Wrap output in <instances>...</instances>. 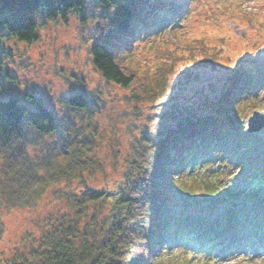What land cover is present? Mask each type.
Here are the masks:
<instances>
[{"label": "trees", "instance_id": "obj_1", "mask_svg": "<svg viewBox=\"0 0 264 264\" xmlns=\"http://www.w3.org/2000/svg\"><path fill=\"white\" fill-rule=\"evenodd\" d=\"M196 1L96 0L93 12L84 14L87 0H0V71L8 36L36 42L40 24L59 19L68 22L69 16L78 12L83 32L89 31V39L94 40L88 53L96 70L107 82L131 90L135 99L155 102V88L140 82L153 81L155 74L147 73L148 77L142 72L141 76L136 71L128 62L132 61L130 47L142 34L172 32L175 26L171 23L190 11ZM89 22L92 27L87 29ZM86 38L82 37L85 44ZM188 49L187 67L191 74L197 73L195 77L219 69L222 47L205 41ZM236 61L224 78L218 79L224 80V86L212 98L206 96L197 107L165 111L173 112L171 120L158 127L156 134L129 141L118 190L89 193V200L100 203L98 212L108 209L107 217L88 220L81 233L76 223L86 214L89 200L85 193L81 207H75L78 215L74 219L66 214L39 249L29 255L18 253L3 264H219L228 254L224 247L234 239L237 246L249 241L254 231L264 226V131H247L243 108L248 102H264V62H257L252 55ZM24 97V102L15 96L0 101V155L7 153L8 164L7 178L1 183L12 190H2L10 205L21 203L24 197L32 203L30 192L35 185L60 182L70 177L68 167L81 172L94 163L90 156L95 153L93 141L69 138L66 132L67 136H59V151L67 156L68 166H50L41 176L22 141L27 140L28 130L38 136L58 133V120L40 97L32 93ZM65 103L67 115L72 117L100 107L82 88L65 97ZM69 122L76 125L74 119ZM162 156L170 160L175 175L166 191L153 182L155 161ZM117 158L114 155V161ZM151 204L157 211L149 214ZM68 220L74 224L65 225ZM146 221L156 227L164 248L158 255L148 242ZM2 233L0 224V238Z\"/></svg>", "mask_w": 264, "mask_h": 264}, {"label": "rangeland", "instance_id": "obj_2", "mask_svg": "<svg viewBox=\"0 0 264 264\" xmlns=\"http://www.w3.org/2000/svg\"><path fill=\"white\" fill-rule=\"evenodd\" d=\"M95 5L96 0H87L84 14L93 12ZM79 15L73 13L68 22L59 19L40 24L36 42H21L13 36H8L4 42L3 50L7 53H2L4 69L0 71V101L15 96L24 102V95L32 93L52 109L58 120V133L38 136L28 130L27 140L22 141L29 160L36 161L39 174L44 177L50 166L67 165V156L59 151V136H67L66 132L69 138L92 140L95 153L90 155L94 159L93 165L85 171L68 167L69 178L54 184L40 182L35 185L30 192L34 197L32 203H27L24 197L21 203L10 205L4 201L2 193V190H12L1 183L7 178L8 165L7 153L1 152L0 224L3 233L0 264L18 253L29 255L39 249L44 241H48V233L53 234L60 227L66 214L70 213L73 219L75 214L78 215L75 207H81L85 193L89 200V193L93 191H117L125 172L123 154L134 137L156 134L158 127L170 122L171 113L197 107L207 99L206 96L212 98L224 86V80L218 79L224 78L240 56L252 55L257 62H264V0H197L190 11L171 23L175 26L172 32L142 34L130 47L132 61L128 62L136 71L141 76L142 72L146 76L147 73L155 74L153 81L140 79V82L150 83L155 88L156 101H139L132 96L131 90L107 82L92 65L88 48L94 40L89 39V31L83 32ZM88 27H92L90 22ZM82 37H87L86 44ZM205 41L224 50L218 61L219 69L201 72L195 77L197 73L191 74V68L187 67L190 63L188 47ZM161 72L167 75L162 76ZM81 88L94 103H100V107L85 116L79 113L68 116L65 97L78 93ZM142 95L146 96V93ZM261 95L264 96V88ZM26 104L33 108L28 102ZM170 109L173 112L165 113ZM255 110L264 113V102L245 104V122ZM70 119H74L76 125L71 124ZM114 155L118 156L116 161ZM170 164L165 156L154 164L153 182L164 191L175 178ZM85 209L86 214L76 223L81 233L88 220L102 221L108 213V209L98 212L100 203L93 200L85 203ZM155 211L157 206L151 204L148 213ZM71 224L69 220L65 223L72 226L74 222ZM145 227L148 242L151 248L155 247L153 253L158 255L157 251L161 253L164 248L160 247L157 229L148 221ZM255 234V241L241 249H236L232 242L227 247L230 255L219 264H264V232ZM252 253L256 255L255 259H252Z\"/></svg>", "mask_w": 264, "mask_h": 264}, {"label": "water", "instance_id": "obj_3", "mask_svg": "<svg viewBox=\"0 0 264 264\" xmlns=\"http://www.w3.org/2000/svg\"><path fill=\"white\" fill-rule=\"evenodd\" d=\"M264 128V114L260 111H254L248 120V130L258 132Z\"/></svg>", "mask_w": 264, "mask_h": 264}]
</instances>
